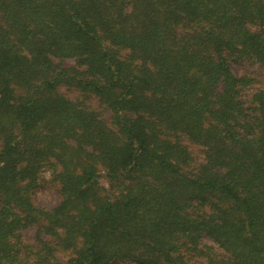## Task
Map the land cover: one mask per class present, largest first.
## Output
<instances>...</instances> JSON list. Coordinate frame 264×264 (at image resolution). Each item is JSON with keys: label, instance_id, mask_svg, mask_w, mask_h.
Instances as JSON below:
<instances>
[{"label": "trees", "instance_id": "trees-1", "mask_svg": "<svg viewBox=\"0 0 264 264\" xmlns=\"http://www.w3.org/2000/svg\"><path fill=\"white\" fill-rule=\"evenodd\" d=\"M238 60L264 71V0H0V264H264V82Z\"/></svg>", "mask_w": 264, "mask_h": 264}, {"label": "rangeland", "instance_id": "rangeland-1", "mask_svg": "<svg viewBox=\"0 0 264 264\" xmlns=\"http://www.w3.org/2000/svg\"><path fill=\"white\" fill-rule=\"evenodd\" d=\"M230 67L231 70L234 72V74H236L237 76L245 74L247 76L256 79L260 83L264 82V71L262 67L258 64L247 62L246 60H238V61L230 62ZM59 91L63 93L66 97H69L70 99L74 100L76 98H79L78 92L74 89H68L62 86L59 88ZM86 103L89 104L91 107L99 110V112H101L105 118L108 117V112L100 108L95 99H88L86 100ZM183 140L184 142L189 143L187 139L184 138ZM191 152L196 156L200 155L199 147H192ZM43 176L46 179H48L49 173L45 171L43 173ZM99 180L100 183L105 186L106 180L102 174ZM32 201L37 207L50 209L59 201V196L56 187H54L50 183L42 184L39 188L35 190L34 194L32 195ZM38 229H39L38 225H33L23 230L22 235L24 242L29 244H35L36 239L39 236ZM203 242L211 244V242L206 237H203Z\"/></svg>", "mask_w": 264, "mask_h": 264}]
</instances>
